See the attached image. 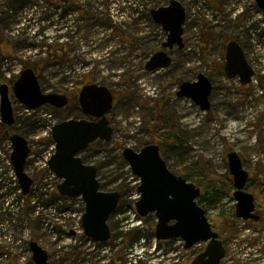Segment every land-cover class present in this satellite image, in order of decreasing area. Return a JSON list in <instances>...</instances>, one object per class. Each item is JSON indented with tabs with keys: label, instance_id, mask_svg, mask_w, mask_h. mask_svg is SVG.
Returning a JSON list of instances; mask_svg holds the SVG:
<instances>
[{
	"label": "rangeland",
	"instance_id": "rangeland-1",
	"mask_svg": "<svg viewBox=\"0 0 264 264\" xmlns=\"http://www.w3.org/2000/svg\"><path fill=\"white\" fill-rule=\"evenodd\" d=\"M169 1L0 0V84H7L22 66L35 67L43 92L70 99L66 107L43 105L31 112L11 99L15 122L9 135L1 134L0 126V151L5 154L0 156V264H34L31 241L47 252L49 264H191L192 252L184 251L178 240L156 241L154 213L140 218L135 211L139 179L122 150H139L149 142L159 145L167 168L197 185L201 194L213 186L228 190L221 204L206 212L226 248L221 264H252L245 253L264 250V237H256L252 246L246 242L255 237H236L248 233L237 220L230 230L219 229L221 214L228 216L233 209V187H227L232 186L231 151L249 174L246 191L264 211V17L254 0H177L185 10L184 46L170 51L169 67L149 72L144 64L167 38L151 10ZM230 40L240 43L254 70L248 86L228 79L221 69ZM199 73L213 85L207 111L176 95L183 82H193ZM88 83L104 85L114 94L107 115L112 139L93 142L80 154L97 168L105 191L120 193L105 243L88 239L81 222L72 224L74 210L83 208L58 204L52 189L58 182L45 169L49 125L85 118L76 100ZM12 133L22 135L31 149L25 170L34 185L25 196L7 163ZM137 225L143 236L122 233ZM257 227L264 231V220ZM71 230L76 234L70 235ZM258 258L264 261L263 254Z\"/></svg>",
	"mask_w": 264,
	"mask_h": 264
},
{
	"label": "water",
	"instance_id": "water-1",
	"mask_svg": "<svg viewBox=\"0 0 264 264\" xmlns=\"http://www.w3.org/2000/svg\"><path fill=\"white\" fill-rule=\"evenodd\" d=\"M264 17V0H254ZM151 16L167 33L162 43L163 50L152 54L145 64V69L154 71L168 67L172 60L168 54L174 45L184 46L183 24L185 10L177 0H170L168 5L151 10ZM224 72L227 78H239L241 84L250 82L253 70L247 62L240 44L229 41L226 45ZM13 96L28 109L42 105L62 108L67 104L64 94L44 93L32 69L26 68L13 84ZM212 83L203 73L195 81L183 82L176 95L192 100L201 111L210 109ZM78 103L88 118H68L52 127L51 137L55 143V152L48 161L49 169L61 180L57 185L60 195L69 197L81 196L85 202L82 217L84 234L95 242H105L110 238L108 219L115 211L120 193L103 191L97 178V168L87 164L80 157L95 140L110 141L113 128L106 114L113 105V95L108 87L96 83L85 84L78 93ZM0 114L2 123H14V113L9 97L8 85L0 84ZM12 153L10 161L23 195L30 191L33 180L25 171L26 159L30 152L27 140L20 134L10 136ZM122 156L139 178L137 191L139 198L135 209L140 217L154 213L157 219L154 237L157 240L181 238L184 247L190 248L197 242H207L192 264H219L224 256V246L212 229L204 209L196 199L201 191L194 183L172 173L160 155V148L155 143H148L135 151L125 147ZM228 169L233 181V199L237 218L254 219L258 216L254 197L244 190L248 172L235 151L227 154ZM32 260L35 264H49L47 252L36 241L29 243Z\"/></svg>",
	"mask_w": 264,
	"mask_h": 264
},
{
	"label": "trees",
	"instance_id": "trees-1",
	"mask_svg": "<svg viewBox=\"0 0 264 264\" xmlns=\"http://www.w3.org/2000/svg\"><path fill=\"white\" fill-rule=\"evenodd\" d=\"M222 68L223 67L221 66V69ZM8 130L9 129H7L6 127L2 126L1 134L9 135ZM96 142H100V141H96ZM185 179H187V178H185ZM187 180H189V179H187ZM227 187L230 190L232 189V186H227ZM226 193L228 195V190L225 191V189L222 190L220 187L213 186V187H211L210 191L206 190L203 194H201L197 198V203L205 210V212H207L210 207L220 205L222 197ZM220 217L221 218H219L220 219L219 220V224H220V228L219 229L222 230V231L223 230H230L232 228V226L234 225V222L236 220V217H235L234 213L231 212L230 215H228V216H225V215L221 214ZM125 229L126 230H122V233H124L125 235L131 236V237H136V238L140 237V236H143L142 229H141L140 225L132 226L130 228L128 227V228H125Z\"/></svg>",
	"mask_w": 264,
	"mask_h": 264
},
{
	"label": "built area",
	"instance_id": "built-area-1",
	"mask_svg": "<svg viewBox=\"0 0 264 264\" xmlns=\"http://www.w3.org/2000/svg\"><path fill=\"white\" fill-rule=\"evenodd\" d=\"M8 147L10 148V144H8ZM52 152H53V145L49 146V148L46 149V150L44 151L45 162H46V160L50 157V155L52 154ZM0 156H1V158H3V157H5V154L2 153V152L0 151ZM7 163L9 164V166H10V168H11V169H10L11 175H13V170H12V167H11L10 162H9L8 159H7ZM13 177H14V175H13ZM52 189H53V188H52ZM71 200H72V199H70V198L58 199V203L61 204V203L64 202V204H65L66 206L70 205L71 207H78L80 204L82 205V200L79 199V198H76V199H75V201H77V202H75V203H72ZM72 217L74 218L72 224H78V221L80 220V213L77 212V210H74V213L72 214ZM74 228H75V226H73V229H74ZM247 230H248V233H245V234L239 235L238 237H248V235H251V237H252V236H261V237L264 236V231H262V232H259V231H258V232H253L251 229H247ZM201 247H202V244H201V243H197V244H195V245L189 250V251L192 252L191 256L193 257V256L197 253V251L201 249ZM186 252H188V251H186Z\"/></svg>",
	"mask_w": 264,
	"mask_h": 264
},
{
	"label": "flooded vegetation",
	"instance_id": "flooded-vegetation-1",
	"mask_svg": "<svg viewBox=\"0 0 264 264\" xmlns=\"http://www.w3.org/2000/svg\"><path fill=\"white\" fill-rule=\"evenodd\" d=\"M160 49H162V46H161V48ZM172 50H173V48H172ZM171 50V51H172ZM170 53V52H169ZM8 55H11L9 52H8ZM26 68H30V69H32V71L34 72V74L36 75V77H37V79H38V74H37V69L35 68V67H29V66H22L21 68H20V70L16 73V75L14 76V77H11L9 80H8V82H7V85H8V90H12V88H13V84H14V82L19 78V76H20V74L23 72V70L24 69H26ZM39 82V81H38ZM40 86V85H39ZM67 96V95H66ZM11 99L13 100V96H11ZM67 99H68V103L70 102V99H69V97L67 96ZM14 101V100H13ZM76 103L78 104V102H77V100H76ZM79 105V104H78ZM108 115V114H107ZM88 118V117H87ZM89 119V118H88ZM109 119V118H108ZM110 121V120H109ZM14 122H15V119H14ZM14 124V123H13ZM13 124H11V125H13ZM10 125V126H11ZM10 126H7L6 128L8 129V128H10ZM85 162V161H84ZM86 163V162H85ZM100 189L101 190H104L102 187H100ZM245 190H246V188H245ZM105 191V190H104ZM201 195V194H200ZM199 195V196H200ZM260 209L262 210V208H260V205L258 206L257 204H256V206H255V210H254V212H253V214H255V215H257V216H259V220H261V221H263L264 220V211H261L260 212ZM253 220H248L247 221V223H249V222H252ZM220 237V236H219ZM248 237H251V235H248ZM256 237H261V236H256ZM264 237V236H263ZM248 253H245V255H246V257H247V259H248V261L250 262V263H252V264H255V263H259V264H264V261H260V259L258 258V257H261V255L263 254L264 255V251H254V252H252V251H247Z\"/></svg>",
	"mask_w": 264,
	"mask_h": 264
}]
</instances>
